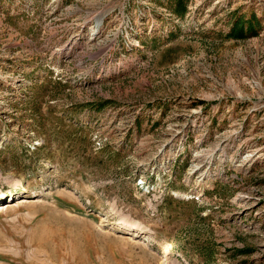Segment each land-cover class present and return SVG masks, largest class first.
Instances as JSON below:
<instances>
[{
  "label": "rangeland",
  "instance_id": "rangeland-1",
  "mask_svg": "<svg viewBox=\"0 0 264 264\" xmlns=\"http://www.w3.org/2000/svg\"><path fill=\"white\" fill-rule=\"evenodd\" d=\"M182 4L0 0V264H264V0Z\"/></svg>",
  "mask_w": 264,
  "mask_h": 264
},
{
  "label": "bare ground",
  "instance_id": "bare-ground-1",
  "mask_svg": "<svg viewBox=\"0 0 264 264\" xmlns=\"http://www.w3.org/2000/svg\"><path fill=\"white\" fill-rule=\"evenodd\" d=\"M9 191H12V190H9ZM13 192V191H12ZM30 194L28 195L29 197H32V196H36L37 194H35V193H31V191L29 192ZM6 194V193H5ZM4 194V195H5ZM8 195V194H7ZM6 204H11V203H6ZM0 206H2V210L4 209V208H8L10 205H5V204H2V205H0ZM4 206H6V207H4ZM115 229H117V230H121V229H123L124 231H130V232H133V235H136V233L135 232H137L138 230L137 229H135V227H130V228H127V227H124L123 225H117V228H115ZM139 232H141L140 230L138 231V233ZM168 245V247H165V246H163V245H161L160 246V248H159V250H160V252L162 253V255H164V256H169L170 255V253L172 252L171 250H170V243H167L166 244V246Z\"/></svg>",
  "mask_w": 264,
  "mask_h": 264
},
{
  "label": "trees",
  "instance_id": "trees-1",
  "mask_svg": "<svg viewBox=\"0 0 264 264\" xmlns=\"http://www.w3.org/2000/svg\"><path fill=\"white\" fill-rule=\"evenodd\" d=\"M172 1L175 2V6H172ZM183 0H169V9L171 13H174L178 16H182L185 13L184 6L182 4ZM240 23V22H237ZM236 25V24H235ZM242 31L240 28L238 29V33Z\"/></svg>",
  "mask_w": 264,
  "mask_h": 264
}]
</instances>
